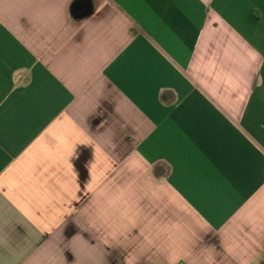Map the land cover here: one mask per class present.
Instances as JSON below:
<instances>
[{"label": "crops", "instance_id": "obj_1", "mask_svg": "<svg viewBox=\"0 0 264 264\" xmlns=\"http://www.w3.org/2000/svg\"><path fill=\"white\" fill-rule=\"evenodd\" d=\"M0 264H264V0H0Z\"/></svg>", "mask_w": 264, "mask_h": 264}]
</instances>
